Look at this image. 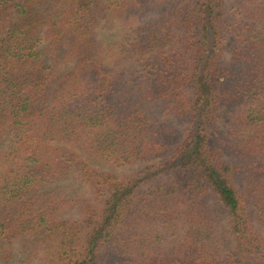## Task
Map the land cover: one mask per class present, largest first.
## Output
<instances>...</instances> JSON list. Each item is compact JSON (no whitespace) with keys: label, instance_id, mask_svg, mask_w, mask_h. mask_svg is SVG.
<instances>
[{"label":"trees","instance_id":"1","mask_svg":"<svg viewBox=\"0 0 264 264\" xmlns=\"http://www.w3.org/2000/svg\"><path fill=\"white\" fill-rule=\"evenodd\" d=\"M226 1L0 0L2 264H264V0Z\"/></svg>","mask_w":264,"mask_h":264},{"label":"rangeland","instance_id":"2","mask_svg":"<svg viewBox=\"0 0 264 264\" xmlns=\"http://www.w3.org/2000/svg\"><path fill=\"white\" fill-rule=\"evenodd\" d=\"M233 0H227L226 1V8H229L231 6ZM230 19V18H229ZM236 21V20H235ZM116 32V27H114V25L112 27H107L104 24H101L95 31V35L97 39H102L104 42L110 40L113 36L114 33ZM232 40V35H227L226 36V41L224 43V59L227 60L229 57V46H230V42ZM167 123L168 124H179L180 122H168L167 119ZM138 166H133V169L138 168ZM95 168L99 169V170H103V171H108L110 170L108 167L107 168H103L101 166H95ZM132 168H124V169H120V170H116V172H120V173H127L128 171H130ZM53 186L57 187V189L59 190L60 193H69V195H71V198L73 200H76L79 202V200H86L89 198V188L87 187V185L83 182V180L81 179L80 173L71 169L68 170L64 176L59 179ZM72 190H74V192L72 193ZM78 202H76V204H78ZM74 204V205H76ZM75 207L73 209H71V212H66L63 216L66 218H70L72 216H74L75 214ZM16 264H22L23 260L22 257L20 255H17L16 257V261L14 262ZM0 264H2V262H0Z\"/></svg>","mask_w":264,"mask_h":264}]
</instances>
